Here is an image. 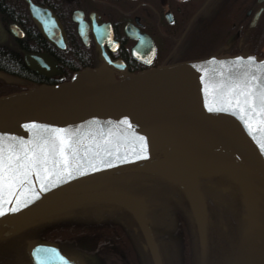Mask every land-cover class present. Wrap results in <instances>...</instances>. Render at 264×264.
<instances>
[{
    "label": "water",
    "instance_id": "obj_1",
    "mask_svg": "<svg viewBox=\"0 0 264 264\" xmlns=\"http://www.w3.org/2000/svg\"><path fill=\"white\" fill-rule=\"evenodd\" d=\"M27 1L30 15L43 37L64 49L63 35L54 18L48 11ZM237 57L243 59L237 61ZM248 57L255 58L251 69L247 67ZM23 59L29 69L43 77L56 73L54 62L45 55L24 54ZM261 62H264V57L253 54L211 55L123 77H115L100 66L75 72L66 82L41 84L0 96V137L5 155L13 137H23L25 142H29L38 136L50 135L44 126L49 130L65 129L76 134L74 139L82 141L77 161L73 162V166L79 163L82 174L74 172L71 178L65 175L59 182L51 176L43 191V181L37 180L35 175L31 178L30 191L18 188L15 194H10L5 188L0 193V203L5 209L16 206L17 197L21 202H30L24 203L15 213L6 212L0 217V223L16 230L60 212L90 205H114L132 215L152 264H163L151 230L152 222L146 216L145 198L115 188L104 189L94 181L101 174L99 169L109 159L139 146V137L147 142L157 136L159 149L162 148L165 154L164 160L148 166L145 171L151 176L160 175V180L180 189L188 204L200 253L203 254L208 217L199 176L206 173L188 162L170 160V152L189 151L190 159L193 155L199 158L198 147L205 142L219 144L228 148L251 170L264 176V152L259 147L264 143V124L258 123L264 120V114H251L254 130L250 131L245 124V120H249L248 114H242L239 109L210 112L206 106H221L219 94H209L206 86L229 78L239 79L243 72H254L256 67H261ZM201 77H204L203 81ZM125 118L131 127L121 123ZM33 124L35 128L31 127ZM148 142L152 144L155 141ZM90 165H95L94 170ZM237 183L241 185L240 200L247 222L241 228V243L245 245L246 234H252L260 227L263 229L264 221L259 224L253 218L252 212H257L255 195L245 184ZM34 193L38 198H32ZM46 244L28 242L29 249ZM260 244L254 241V248ZM68 259L77 264L72 256Z\"/></svg>",
    "mask_w": 264,
    "mask_h": 264
},
{
    "label": "flooded vegetation",
    "instance_id": "obj_2",
    "mask_svg": "<svg viewBox=\"0 0 264 264\" xmlns=\"http://www.w3.org/2000/svg\"><path fill=\"white\" fill-rule=\"evenodd\" d=\"M54 18L63 35L65 48L60 49L46 40L32 19L27 0H0V55H13L20 64L19 74L0 70V92L4 89L66 81L73 73L85 68L103 66L114 76L123 77L166 64L203 58L210 55L254 54L264 57V0H30ZM24 54L45 55L54 62L56 73L43 77L24 63ZM12 79L21 84L11 82ZM155 141L146 142V156L135 161L140 145L109 159L100 170L118 190L137 188L144 191L158 186L168 187L184 196L177 186L151 176L148 166L163 162L164 152ZM154 139V140H153ZM193 139L194 138H190ZM198 140V137L197 139ZM148 143V144H147ZM199 158L189 151H171L170 160L196 166L205 172L199 176L200 190L206 202L208 222L212 206L231 208L229 219L239 214L240 229L245 221L240 200L243 183L255 195L257 223L264 221L262 190L248 177L254 173L225 146L205 142L198 147ZM136 175L129 181L114 175L120 161H130ZM139 174V175H138ZM159 181H153L152 179ZM96 184L104 189L103 181ZM114 184V183H113ZM104 185V186H103ZM110 188V187H108ZM214 190V194L210 191ZM145 198V197H144ZM227 198V202L222 201ZM146 202V198H145ZM121 207L98 204L58 213L46 220H38L28 227L10 229L0 223V264H114L116 244L103 243L104 234L92 221L95 213L106 219L98 225H123L108 216ZM122 210V209H121ZM123 211V210H122ZM147 211V209H146ZM262 215H260L261 213ZM127 214V213H125ZM128 215V214H127ZM125 215V221L131 218ZM128 219V220H127ZM94 225L95 231L86 228ZM96 223V225L94 224ZM259 223V224H260ZM134 225V222L131 224ZM130 225V226H131ZM73 226V227H69ZM75 226V227H74ZM133 228V227H132ZM134 229V228H133ZM95 232V234H94ZM112 233V232H111ZM46 242L45 246L29 249L28 242Z\"/></svg>",
    "mask_w": 264,
    "mask_h": 264
},
{
    "label": "snow or ice",
    "instance_id": "obj_3",
    "mask_svg": "<svg viewBox=\"0 0 264 264\" xmlns=\"http://www.w3.org/2000/svg\"><path fill=\"white\" fill-rule=\"evenodd\" d=\"M215 59V58H213ZM242 57H237L236 60H242ZM249 64L247 67L251 69L254 57L247 58ZM219 63L223 64V61ZM261 67H256L255 71H245L239 79L229 78L227 81L221 80L218 83H213L206 86L210 91L209 94L221 97V106L206 105L211 111H229L239 109L242 114H248L249 120H245V124L250 131H253L251 114L257 116L264 114V62H261ZM204 80V77H201ZM243 119V115L241 117ZM122 124L128 125L127 118L121 121ZM264 124V120L258 121ZM28 128V125H25ZM35 128L36 125H31ZM131 127V125H128ZM45 131H50L47 137H36L34 140L25 142L23 137H13V143L7 149V155L2 147V137H0V193L5 188L10 194H15L16 189L28 188L31 190L32 176L35 175L41 183V190H45L46 182L51 176L56 177L59 182L65 177L71 178L73 173L82 174L79 163L73 166V162L77 161L80 153V139H74L75 133H69L65 129H51L44 126ZM140 152L137 158L146 156V144L143 137H139ZM261 151L264 152V143L259 145ZM87 149L85 154H87ZM98 154V153H97ZM95 168V165H90ZM33 199L38 198V194H33ZM2 199V197H0ZM17 197V204L14 207L5 209L0 203V217L6 212H17L20 207L24 206Z\"/></svg>",
    "mask_w": 264,
    "mask_h": 264
},
{
    "label": "bare ground",
    "instance_id": "obj_4",
    "mask_svg": "<svg viewBox=\"0 0 264 264\" xmlns=\"http://www.w3.org/2000/svg\"><path fill=\"white\" fill-rule=\"evenodd\" d=\"M142 157L136 158L135 161H140ZM133 158H131L130 161H120L118 167H120L117 171H115L114 175L121 177L124 181H129L131 176H135L136 173L132 170L130 167V162H132ZM254 173H249L248 177L257 185L259 189L262 190V194L264 197V176L255 171L252 170ZM100 181H103L104 184H106L110 188H115L117 186L116 182L113 183L108 180L106 177H99ZM96 179V180H99ZM116 189V188H115ZM138 195L146 198V216L149 218L152 222L151 230L153 233V236L155 237V241L158 247V250H160L161 255L163 254L164 258L168 259V264L171 262V258L173 252L176 250V239H174L173 236V230H175V227L177 226V220L178 217L175 213L177 209H180L184 212L185 216H187V208L185 207L183 203V199L180 195L174 193L172 190H170L168 187L158 186L151 190L144 191L143 189H138L136 191ZM144 192V193H143ZM212 194H214V190L210 191ZM222 201L227 202V198H222ZM188 206V205H187ZM123 211H122V210ZM229 212H232V209L226 208V206L222 205H215L212 206L209 212V220L208 222V249L205 253L201 255V258L198 262V264H228L230 261V255L228 254V241H230L229 238V229H226V226L228 227L229 219L227 216H229ZM127 213V214H125ZM127 216L132 215L128 213L125 209L120 208L119 210H114L113 213H111L108 218L116 222L118 224L123 225L121 228L126 232L129 239L136 237L139 239V235L137 232H133L132 223L133 220L128 222H122L121 220L125 221ZM106 219V217L102 218L99 222H102ZM187 222V221H186ZM189 223V222H188ZM131 225V226H130ZM190 227H192V222L189 223ZM168 228V229H167ZM171 231V232H170ZM264 231L263 229L256 230L252 234H246L245 240H249L251 243L254 244V238L262 233ZM164 232V234L167 235L168 240H158V233L161 235ZM170 232V233H169ZM157 233V235H156ZM191 234H193L191 232ZM249 242V243H250ZM241 246L242 249H244L246 246L244 244ZM245 246V247H244ZM261 248H264V244ZM216 249L218 250V254H216ZM263 251V250H261ZM238 252V249H237ZM171 255V256H170ZM242 255V252L239 250L238 257ZM170 256V257H169ZM143 259V260H142ZM140 260L143 262V264H148V261H146L145 257L142 256ZM264 260V257L262 259ZM171 264V263H170ZM264 264V261L261 263Z\"/></svg>",
    "mask_w": 264,
    "mask_h": 264
},
{
    "label": "rangeland",
    "instance_id": "obj_5",
    "mask_svg": "<svg viewBox=\"0 0 264 264\" xmlns=\"http://www.w3.org/2000/svg\"><path fill=\"white\" fill-rule=\"evenodd\" d=\"M123 189L125 192L131 193V194H138L136 192L138 190L137 188H123ZM94 214L100 215L101 213H94ZM176 215L178 217V220L176 223L177 226L175 227V230H173V236H174V239L176 238L177 248H176V252L174 251L175 253H173L174 255H172L173 258H171L170 263L171 264H195L194 259H193V254L190 252L191 248L189 247L190 240H189L188 235H190L192 232V227H190L189 225V223H191L190 217L189 218L186 217L184 219V216L181 212L180 214L176 213ZM98 222L99 221H97V223ZM94 224L96 225V223ZM98 224L96 225V227L98 229H102L103 233L101 234H104L103 237L105 238V239H102V244L112 243V244L117 245L116 254L114 257V264H143V262L140 260L142 256H144L147 261V256L144 253V251H142L141 246H140L141 241L138 238L133 237L129 239L126 232L118 226H114V225L111 226L108 224L100 226ZM85 226L86 228H89V229L93 228L92 230L95 231L94 225L87 223ZM69 227H73V226H69ZM158 235H159L158 236L159 241L164 240V239L168 240V237L166 234H164V232L161 235L158 233ZM233 236H237V234L229 235L228 239L230 240L229 241L230 244H234ZM254 241L257 243H261V244L258 245L257 248L256 247L254 248L253 243H251L249 240L245 241L246 247L244 246L245 247L244 249H242L241 246L238 248V250L242 252V255H240V257L237 256L238 242L234 246H231V249L228 250V254H227V255H230V259H229L230 262L228 264H233L234 262L236 264H261L264 261V260H260L262 259V257H264V251H261L260 249L264 244V231H262V233L257 235L254 238ZM169 259L170 258L168 259L166 258L167 261Z\"/></svg>",
    "mask_w": 264,
    "mask_h": 264
},
{
    "label": "trees",
    "instance_id": "obj_6",
    "mask_svg": "<svg viewBox=\"0 0 264 264\" xmlns=\"http://www.w3.org/2000/svg\"><path fill=\"white\" fill-rule=\"evenodd\" d=\"M20 68H21V64L19 62V60L13 56V55H9V54H5V55H0V70H4L6 73H9V74H19L20 76H25V73H19L18 71H20ZM23 87L19 86V87H16V88H11V89H4L0 92V95H3V94H7V93H10V92H14V91H20L22 90ZM192 241V240H191ZM190 241V244H189V247L191 248L190 249V252L193 254V259H194V263L195 264H198L200 258H201V254L199 253V250H198V246H197V243H191ZM209 244V243H208ZM177 247V245H176ZM208 249V247H207ZM228 250H229V246H228ZM216 254H218V250L216 249ZM176 252V250H175ZM173 252V253H175ZM174 255V254H172ZM163 263L164 264H168L167 260L164 258L163 256Z\"/></svg>",
    "mask_w": 264,
    "mask_h": 264
}]
</instances>
